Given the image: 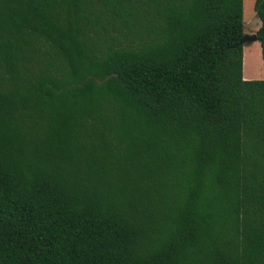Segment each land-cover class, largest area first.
Returning <instances> with one entry per match:
<instances>
[{"label":"trees","instance_id":"obj_1","mask_svg":"<svg viewBox=\"0 0 264 264\" xmlns=\"http://www.w3.org/2000/svg\"><path fill=\"white\" fill-rule=\"evenodd\" d=\"M254 9L0 0V264H264Z\"/></svg>","mask_w":264,"mask_h":264},{"label":"rangeland","instance_id":"obj_2","mask_svg":"<svg viewBox=\"0 0 264 264\" xmlns=\"http://www.w3.org/2000/svg\"><path fill=\"white\" fill-rule=\"evenodd\" d=\"M254 2L255 0H243V21L245 34L256 33L258 27L260 26V19L254 9ZM259 45L258 41H247L243 45V51L244 49L249 51V58L247 59V70L245 69V64L243 63L242 71L245 74H249L248 77L250 79H259L263 77V63L260 54L261 48ZM251 50L254 51V54H252L253 56L250 55Z\"/></svg>","mask_w":264,"mask_h":264},{"label":"water","instance_id":"obj_3","mask_svg":"<svg viewBox=\"0 0 264 264\" xmlns=\"http://www.w3.org/2000/svg\"><path fill=\"white\" fill-rule=\"evenodd\" d=\"M247 41H257V34L256 33H253V34H243L240 39L238 40V45H244L245 42Z\"/></svg>","mask_w":264,"mask_h":264},{"label":"bare ground","instance_id":"obj_4","mask_svg":"<svg viewBox=\"0 0 264 264\" xmlns=\"http://www.w3.org/2000/svg\"><path fill=\"white\" fill-rule=\"evenodd\" d=\"M260 46V45H259ZM260 52H261V50H260ZM252 54H254V51L253 50H251L250 51V55H252ZM261 54V53H260ZM253 56V55H252ZM249 58V51H247V50H245L244 49V51H243V63L245 64V69L247 70V59ZM257 59V58H256ZM259 59V58H258ZM251 67H252V65H251Z\"/></svg>","mask_w":264,"mask_h":264},{"label":"crops","instance_id":"obj_5","mask_svg":"<svg viewBox=\"0 0 264 264\" xmlns=\"http://www.w3.org/2000/svg\"><path fill=\"white\" fill-rule=\"evenodd\" d=\"M248 76H249V74H245V73H243V77H244L245 79H250Z\"/></svg>","mask_w":264,"mask_h":264}]
</instances>
